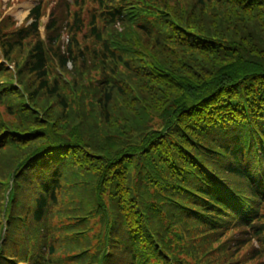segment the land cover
<instances>
[{
	"label": "trees",
	"instance_id": "16d2710c",
	"mask_svg": "<svg viewBox=\"0 0 264 264\" xmlns=\"http://www.w3.org/2000/svg\"><path fill=\"white\" fill-rule=\"evenodd\" d=\"M104 10L87 29L81 16L66 23L67 47L56 13L47 42L40 7L29 26L4 20L2 48L23 62L31 103L0 86V180L24 169L5 253L25 261L32 243L36 264L72 243L66 264H189L231 226L264 241V212L253 208L264 209V0H121ZM3 201L0 185V218ZM56 217L71 223L55 228ZM241 245L223 244L216 263L244 264Z\"/></svg>",
	"mask_w": 264,
	"mask_h": 264
},
{
	"label": "rangeland",
	"instance_id": "374dc122",
	"mask_svg": "<svg viewBox=\"0 0 264 264\" xmlns=\"http://www.w3.org/2000/svg\"><path fill=\"white\" fill-rule=\"evenodd\" d=\"M41 1L44 2L45 7L42 6L43 9V16L45 17L47 14L52 13H56L57 15H60V19L63 20V18L65 17V23L63 26V37L62 40H67L68 39V35L66 33V23H68L69 25L71 24L72 20H71V13L72 11L75 10L74 5L71 3V1L74 0H0V28H1V32H3L2 29V25L4 24V28L6 27V24L4 23V20L7 17H10L14 20V22H16L15 28H18L19 26H22L25 22V20L27 19L28 16H30L31 11L38 6L39 4H41ZM87 0H77V3H84ZM63 2V3H62ZM88 7L90 8V5L88 4ZM62 13H64V16H62ZM85 14V13H83ZM51 18L49 17L46 20V24L44 23V18H43V29H41V34L43 38H47L48 37V33L46 34V25H48L51 22ZM89 21V18L87 16H85V19L83 20L84 25L87 26V23ZM18 22V23H17ZM12 27L9 29L11 30ZM6 31V29H5ZM9 32V31H6ZM0 39H2V35H0ZM67 43V41L65 42ZM1 48H2V43H1ZM14 57V56H13ZM12 57V58H13ZM4 58L3 52L2 50L0 51V64H1V60ZM21 58V57H20ZM18 63H8V65L6 64H1L0 68L2 70H9L12 72V76L10 79H7L5 77L0 78V86L1 89H5L6 86H10V90H12L13 92H20L21 96H23L24 98L29 97V95L27 94L25 88L20 84L19 82V78L16 72H18L19 68L22 66L23 62H21L19 59L17 61ZM14 67V70H13ZM73 68L69 67V70L72 71ZM62 73V75H61ZM55 77H60L63 82L67 85L68 82H71V79L69 78V76L65 73V72H61L60 70H58V68L56 67V73H55ZM6 104H3V106H0V118H3V111L1 107L6 106ZM6 136L5 134H3L0 139H2V137ZM2 180H0V185L3 188V193L5 191V184H1ZM4 197V194H3ZM10 211L13 213V211H15L14 205L13 207L10 209ZM23 212L21 213V217H23ZM25 219V218H24ZM17 223H20V225L23 224V221H16ZM63 222V223H62ZM1 223H4L2 220H0V228H1ZM71 223L70 220L64 219V218H60V217H56L55 221L53 222L54 227L56 228L59 224L62 226H68ZM52 225V222H51ZM98 229V226L94 225L93 222V231H88V235L92 237V246H95L97 244V241L94 239V236H96V230ZM63 233L61 234L62 240L60 242H64L65 240H68L69 238H67L68 236L65 235V232L62 231ZM22 233L23 231H21L20 233V243L22 244ZM9 237V230L5 231L4 234V238H8ZM13 238L10 237V246H11V242ZM14 239H18V235L15 236ZM235 241L236 244H240L242 243L243 245L240 246V248L237 249V255L235 258H238V256H240L243 261L244 264H264V255H262V251L264 250V248L261 246L260 242L249 236L248 233L240 231V230H231V231H227L225 233H222L220 235H215L212 238V242L210 244L209 249L206 251V253L202 256H198L199 254H197V256L191 257V256H186V260L188 261L189 264H218L216 263V258L219 259V257H221L223 255V253L226 251L225 247H222L223 244H225L226 247L229 248V253L232 252V248L235 246ZM86 246V242L84 243ZM91 244V243H90ZM60 249L57 253L58 256L57 257L59 260L62 261L68 259L69 255H74L75 252H77L76 245L74 244H70L68 243L67 245L64 244H60L59 245ZM20 249V250H19ZM18 249V256H21V246H19ZM213 249H215V252L213 253V255L211 256H207L208 253H210ZM231 249V250H230ZM9 254V256H11L12 252H6ZM5 253V251L2 253V256L8 257L9 256ZM16 254V253H15ZM202 254V253H201ZM15 256V255H14ZM2 259L0 258V261ZM185 261V259H184ZM220 261V260H219ZM231 261V259L227 262V264H229ZM15 263H17V261H14Z\"/></svg>",
	"mask_w": 264,
	"mask_h": 264
}]
</instances>
